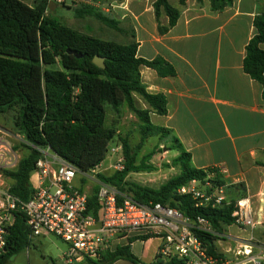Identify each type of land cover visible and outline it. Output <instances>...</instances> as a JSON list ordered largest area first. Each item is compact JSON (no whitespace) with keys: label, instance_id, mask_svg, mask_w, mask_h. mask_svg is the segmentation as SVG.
I'll list each match as a JSON object with an SVG mask.
<instances>
[{"label":"trees","instance_id":"16d2710c","mask_svg":"<svg viewBox=\"0 0 264 264\" xmlns=\"http://www.w3.org/2000/svg\"><path fill=\"white\" fill-rule=\"evenodd\" d=\"M179 1L184 4V0ZM197 1L203 3L205 0ZM209 1L213 11H223L233 4V0ZM49 7V0H39L34 7L21 0H0V115L10 111L15 113L14 128L30 151L15 171L6 172V176L13 180L11 193L23 202L30 200L34 191L31 175L41 158L37 149L49 147L82 173H90L105 161L109 146L116 137V128L108 120V108L118 118L127 108L141 122L142 143L157 137L173 144L171 150L180 153L176 162L182 174L157 190L127 182L130 173L147 171L151 167L145 162L136 165L129 143L123 140L125 169L111 176L98 174V181L115 187L122 195L140 204H162L180 211L193 221L205 219L214 233L194 230L195 236L208 256L221 264L222 257L217 252L216 242L224 227L234 225V205L197 208L190 197L177 194L181 186L194 179H204L206 172L192 166L191 156L171 130L152 123L151 113L167 115V101L163 95L150 94L141 80L143 66L157 71L161 77L175 76V68L162 57L151 61L139 58L134 29L131 32L134 41L131 43L102 40L46 17ZM153 7L158 23L161 14L169 18L167 27L159 23L160 34L176 26L181 12L169 0H157ZM84 9H76V15L80 18L94 17L112 30L129 33L120 26V21L96 9ZM254 27L257 34L246 48L243 67L246 74L264 87V50L260 48L264 44V14L255 17ZM69 50L81 58L69 54ZM96 56L105 59V69L93 64ZM56 65L61 69H53ZM135 96L142 98L149 109L138 108ZM217 180L218 184L224 185L221 177ZM98 191L99 186L88 199V214L96 218L101 211ZM26 222L25 214L18 211L6 251L0 256V264H8L12 257L29 249L32 240ZM119 260L143 264L129 245L102 252L98 257L88 259L86 264H113ZM155 264L186 262L174 259L169 262L159 260Z\"/></svg>","mask_w":264,"mask_h":264},{"label":"crops","instance_id":"0c3cea01","mask_svg":"<svg viewBox=\"0 0 264 264\" xmlns=\"http://www.w3.org/2000/svg\"><path fill=\"white\" fill-rule=\"evenodd\" d=\"M21 1L34 7L39 0ZM156 1L111 4L119 10L117 21L133 26L138 57L149 61L162 57L175 68L173 77H161L145 66L140 70L147 91L167 101V115L151 113V121L171 130L194 168L223 171L221 179L230 202L251 200L257 225L253 230L224 227L216 242L221 264H264V87L243 67L246 48L257 34L254 19L264 14V0H233L223 11H213L209 0H184L183 5L174 0L170 3L181 16L165 34L159 33V23L167 27L169 18L161 14L157 22ZM57 11L58 6L50 3L47 13ZM260 48L264 50V44ZM148 109L145 105L144 110ZM175 152L176 158L180 153ZM32 175L34 186L37 175ZM8 182L13 185V180ZM123 245H129L143 264L159 261L160 241ZM113 264L133 263L119 260Z\"/></svg>","mask_w":264,"mask_h":264},{"label":"built area","instance_id":"2783aa9c","mask_svg":"<svg viewBox=\"0 0 264 264\" xmlns=\"http://www.w3.org/2000/svg\"><path fill=\"white\" fill-rule=\"evenodd\" d=\"M50 3L65 4L67 0H49ZM74 2L80 0H72ZM12 136L0 131V256L8 246L10 231L16 222V213L23 212L30 229V239L54 236L67 246L63 260L65 264H86L106 251L124 246V242L160 241L157 252L159 260L169 262L184 260L186 264H219L209 257L194 230L214 233L210 224L202 218L196 221L178 210L162 204H140L115 187L98 181V171L104 162L88 174L62 160L51 148L37 149L41 158L36 163V182L29 201L23 202L11 193L10 178L6 172L15 171L22 158ZM27 144L23 137H13ZM121 147L112 149V155ZM114 172L125 169V159L118 156L110 165ZM204 179H194L177 190L182 197H190L197 208H218L234 205V225L253 230L254 218L249 198L234 203L226 196L225 185L217 183L223 171H205ZM98 183V200L101 205L99 218L88 214L89 195L80 185V179Z\"/></svg>","mask_w":264,"mask_h":264},{"label":"rangeland","instance_id":"374dc122","mask_svg":"<svg viewBox=\"0 0 264 264\" xmlns=\"http://www.w3.org/2000/svg\"><path fill=\"white\" fill-rule=\"evenodd\" d=\"M116 1L121 0H80L77 2L67 0L66 3L62 5L52 3L58 6V11L56 13L48 12L46 17L54 18L61 24L95 38L113 41L119 44H128L134 41L131 37L133 26L129 21H125L127 23H120L122 28L129 31L128 34H123L108 28L94 17L84 16L80 18L76 15V9L92 8L110 18L116 19V11L119 10H115L111 6V4H114V2L116 3ZM173 1L174 0H170L171 3H174ZM177 1L178 0H175V2ZM84 10L87 11L86 9ZM59 68L61 69L60 65L53 67V69ZM135 98L137 107L144 109V106L147 105L144 100L139 96H135ZM14 115L15 113L13 111L0 115V131H4L12 136L11 142L17 146L21 158L23 159L29 155L30 151L25 147L22 141H17L13 138L18 135L14 128ZM108 120L109 123L113 124L116 128V137L109 146V152L104 161V167L97 172L98 174L111 176L115 173L112 168L110 169V165L117 161L118 156H123L125 159L123 140L129 143L132 150L131 153L134 154L136 159V165L145 162L151 167V169L147 171L130 173L126 179L127 182L157 190L173 178L182 174L181 167L176 162V152L171 150L172 143L167 140H160L157 137L150 138L142 143L140 134L141 122L134 113L124 108L121 117L118 118L114 115L112 109L108 108ZM115 147H121V150L114 156L112 155V149ZM31 180L33 182L35 181V175L31 176ZM79 181L83 189L86 186L85 190L88 195H92L94 189L98 186V183L94 180L86 179L85 184H83V178ZM67 248L68 246L62 240L54 236L40 237L31 243L28 250H24L12 257L8 264H65V261L62 260L61 257Z\"/></svg>","mask_w":264,"mask_h":264},{"label":"water","instance_id":"95a60500","mask_svg":"<svg viewBox=\"0 0 264 264\" xmlns=\"http://www.w3.org/2000/svg\"><path fill=\"white\" fill-rule=\"evenodd\" d=\"M69 54H74L77 58H81L80 55H77L75 51H71L69 50L68 51ZM93 64L100 68V69H105L106 68V65H105V59L104 58H101V57H98L96 56L94 59H93Z\"/></svg>","mask_w":264,"mask_h":264}]
</instances>
